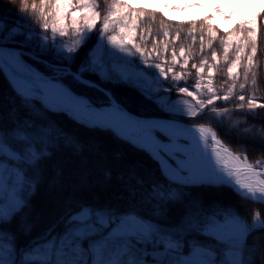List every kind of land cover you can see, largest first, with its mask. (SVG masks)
<instances>
[{
  "label": "snow or ice",
  "instance_id": "1",
  "mask_svg": "<svg viewBox=\"0 0 264 264\" xmlns=\"http://www.w3.org/2000/svg\"><path fill=\"white\" fill-rule=\"evenodd\" d=\"M210 2L221 24L167 15L209 0H0V264H264V212L249 221L204 195L264 206V0H231L251 8L235 22L229 0ZM123 89L161 115L134 112ZM57 117L144 152L158 175L129 165L115 203H89L120 154ZM42 185L61 209L33 235Z\"/></svg>",
  "mask_w": 264,
  "mask_h": 264
},
{
  "label": "trees",
  "instance_id": "2",
  "mask_svg": "<svg viewBox=\"0 0 264 264\" xmlns=\"http://www.w3.org/2000/svg\"><path fill=\"white\" fill-rule=\"evenodd\" d=\"M14 7H19L18 0ZM157 21H159V16H157ZM175 26V25H174ZM185 30H187L188 25H185ZM199 27V24H197ZM261 51L264 53V31L260 34ZM187 43V42H185ZM262 66L260 72V84L262 90L258 95H264V54L259 58ZM223 78V74L217 77L216 84L219 86L220 80ZM190 84L194 83V73L192 77L188 78ZM183 83V81L181 82ZM9 92L8 84L3 76H0V95L7 96ZM117 95L125 101L129 108L134 112L142 113L148 117H159L161 114L156 111V109L144 102L136 92L131 89L120 90ZM175 97V92H173ZM186 98V97H181ZM259 111V110H258ZM57 123L72 132H76L83 136L90 142L97 143L102 146V149L107 153L110 160H112L113 155L116 153L120 154V159L118 161H113V179L110 184L106 187H95L92 192H90L85 198L89 203H100L111 201L115 203V193L119 189L118 182L116 181V173L124 170L129 165H137L142 173H155L157 172V164L151 160L147 154L141 151H137L135 148L128 144L121 143L115 139L111 134L104 132H84L75 125L71 124L70 121L66 120L64 117H57ZM257 126H260V122H255ZM235 147V145H233ZM250 155H253L250 153ZM205 199L207 201H219L222 205L229 206L240 213L245 219L250 221L251 213L255 210L264 212V206L259 204H254L249 201L242 200L239 196L234 194L228 188H221L218 190H210L205 194ZM63 194L50 189L47 185H42L36 193L31 198V215L35 220V231L33 235H37L42 231L52 220L53 216L57 214L60 209V200ZM24 241H21L23 243ZM251 242V241H250Z\"/></svg>",
  "mask_w": 264,
  "mask_h": 264
},
{
  "label": "rangeland",
  "instance_id": "3",
  "mask_svg": "<svg viewBox=\"0 0 264 264\" xmlns=\"http://www.w3.org/2000/svg\"><path fill=\"white\" fill-rule=\"evenodd\" d=\"M153 7H155V5H153ZM205 7L204 8H189V9L185 10V11H189L191 9V11L195 13L194 16H188V14L185 15V12H179V14H180L179 19H181V18H188V19L198 18V17H201L207 13L213 17V19L216 21L217 24H221L222 21H221L219 15L213 11L210 0H209V3L207 5H205ZM255 7L258 9L260 7V5H256ZM245 10L251 11V8L247 5H244L243 7H241L239 5L233 7L231 4L229 9L227 11H224V12H226V13L232 12L233 13L232 21L235 22L240 17L246 16L247 11H245ZM223 25H226L227 27L230 26L229 24H223Z\"/></svg>",
  "mask_w": 264,
  "mask_h": 264
},
{
  "label": "bare ground",
  "instance_id": "4",
  "mask_svg": "<svg viewBox=\"0 0 264 264\" xmlns=\"http://www.w3.org/2000/svg\"><path fill=\"white\" fill-rule=\"evenodd\" d=\"M230 5H231V0H229V3H227V4H220L219 6L221 7V9L223 11H227L229 9ZM184 12H185V15L188 14V16H194V14H195L194 12L191 11V9L189 11H184ZM167 15L169 17H177L178 19L180 18L179 12H176V11H169L167 13ZM223 26L224 27H227L226 25H223ZM178 147L184 148L185 146L184 145H179ZM187 163H189L190 165H192L193 167H195V166L200 165L201 163H207V162L206 161H203L202 162V161H199V160H196V159H191Z\"/></svg>",
  "mask_w": 264,
  "mask_h": 264
}]
</instances>
